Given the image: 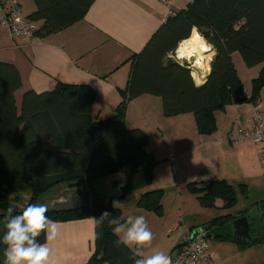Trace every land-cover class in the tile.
Here are the masks:
<instances>
[{
	"label": "trees",
	"instance_id": "1",
	"mask_svg": "<svg viewBox=\"0 0 264 264\" xmlns=\"http://www.w3.org/2000/svg\"><path fill=\"white\" fill-rule=\"evenodd\" d=\"M34 1L37 8L29 18L43 21L36 33L42 38L82 19L94 0ZM193 25L215 50L211 71L200 87L195 86L187 68L165 55L176 48L179 40L190 36ZM234 52L241 54L248 67L263 65L247 99L256 102L264 87V0H195L171 14L132 57L124 99L112 117L101 121L92 115L96 91L85 84L61 82L50 91L30 89L23 94L19 106V68L0 61V237L6 230L7 209L12 207L14 215L22 211L11 204V192L31 190L32 203H38L37 192H47L60 184L84 185L91 197L90 206L49 210L47 215L52 220L95 218L96 250L90 262L109 260L107 254L99 256L116 235L107 220L101 224L97 218L105 210L124 218L121 208L113 207L115 198L98 189L97 181L127 167V192L130 188H147L159 162L147 149L148 134L140 127H127V102L142 94L161 96L165 116L191 112L199 133L213 134L217 130L215 112L234 103L235 91L242 86L232 58ZM188 187L204 207L215 206L218 198L225 202V208L237 203L234 186L223 178L189 182ZM163 196V188L149 189L140 194L137 205L162 216ZM230 216L221 215L209 223L223 224ZM38 239L43 243V234ZM238 242L242 248L250 244ZM3 260L0 252V264Z\"/></svg>",
	"mask_w": 264,
	"mask_h": 264
},
{
	"label": "crops",
	"instance_id": "2",
	"mask_svg": "<svg viewBox=\"0 0 264 264\" xmlns=\"http://www.w3.org/2000/svg\"><path fill=\"white\" fill-rule=\"evenodd\" d=\"M29 2L32 8L24 14L27 17L37 8L34 0ZM174 2L176 6L170 13L161 0H94L82 19L42 38L14 37L9 29L0 27V61L15 64L21 73L22 86L16 92L17 104L21 105L23 94L30 89L43 92L53 90L61 82L85 84L96 91L92 109L94 120L112 117L124 99L132 57L143 49L171 14L187 7L182 0ZM22 7L24 13L23 0ZM212 52L215 55L213 47ZM214 55L209 66L202 63V70L191 69L196 72L200 85L211 71ZM232 58L249 97L253 79L259 76L263 65L248 67L239 52H234ZM195 59L193 57V61ZM244 77L248 78L247 83ZM259 101H264V87L256 102H234L216 111L217 130L210 135L199 133L191 112L165 116L161 96L142 94L127 102V127H140L148 134L147 149L159 161L153 170L152 183L147 188L137 189L129 203L134 217L145 216L153 233L150 245L127 247L133 253L141 252L139 259L156 252H164L172 258L188 229L207 225L221 215L231 214L226 223L213 225L259 215L261 224L248 222V232L247 224L241 221L231 236L210 238V249L217 264H264V168L259 162V148L250 143L232 141L240 131L252 126L254 107ZM222 178L234 186L237 195L240 192L250 197L256 192V200L251 204L246 202L243 206L225 208V202L218 198L215 206L204 207L188 187L189 182ZM107 179L103 191L113 193L123 180V174H113ZM66 187L52 194L50 191L46 193L52 206L57 205L52 198ZM153 188L166 189L167 196L171 192L179 203V215L166 203L163 216L137 205L140 194ZM116 205L124 215L123 206ZM249 208L248 213H241ZM54 221L60 229L50 245L56 264H113L111 259L90 262L96 250L95 218ZM238 241L251 245L242 248ZM5 248L0 243L1 253L4 254Z\"/></svg>",
	"mask_w": 264,
	"mask_h": 264
},
{
	"label": "clouds",
	"instance_id": "3",
	"mask_svg": "<svg viewBox=\"0 0 264 264\" xmlns=\"http://www.w3.org/2000/svg\"><path fill=\"white\" fill-rule=\"evenodd\" d=\"M212 45L208 44L200 34L198 26L193 25L189 37L177 42L174 50L168 51L166 59L178 64L181 68H187L193 78L196 87H200L197 74L191 71L192 67L202 70L204 53H208L207 59L211 60L214 53ZM193 57L196 59L193 61ZM185 61L188 63L186 64ZM210 71V70H209ZM259 136V133H257ZM113 207H116L114 202ZM49 206L47 203H29L19 214H13L14 209L9 207L4 216L5 232L0 241L6 245L3 264H56L53 258V250L50 245L59 235L58 223L48 217ZM107 220L113 233L118 237V243L132 248L143 247L151 244L153 233L151 232L145 216H128L122 219L113 216L111 212H102L98 223ZM43 234L44 242L39 241ZM135 256H141L136 251ZM136 264H173L171 257L164 252H156L136 261Z\"/></svg>",
	"mask_w": 264,
	"mask_h": 264
},
{
	"label": "built area",
	"instance_id": "4",
	"mask_svg": "<svg viewBox=\"0 0 264 264\" xmlns=\"http://www.w3.org/2000/svg\"><path fill=\"white\" fill-rule=\"evenodd\" d=\"M161 1L167 5L170 13L176 6L174 0ZM182 1L188 5L195 0ZM0 27L9 29L14 37L40 38L36 36L39 23L24 15L22 0H0ZM232 141L257 146L259 162L264 168V101L255 104L252 126L240 131ZM207 233V225L188 229L181 246L171 258L173 264H217L210 249V238Z\"/></svg>",
	"mask_w": 264,
	"mask_h": 264
},
{
	"label": "water",
	"instance_id": "5",
	"mask_svg": "<svg viewBox=\"0 0 264 264\" xmlns=\"http://www.w3.org/2000/svg\"><path fill=\"white\" fill-rule=\"evenodd\" d=\"M247 99L248 96L243 86L238 87L235 91V102L243 103L247 101ZM117 173L123 174V180L117 184V186L115 187V192L113 193L107 191L104 192L114 197L115 199H121L126 195L127 192L129 169L127 167H124L122 170H120ZM10 195L11 193L9 194V197ZM22 196L25 197H24V206L21 209L26 207L29 203H32L33 193L21 192L16 195L17 198H21V199ZM52 200L56 201L57 205L51 206L49 210L56 212L87 208L88 206H90L91 203V197L87 191V188L84 185L66 187L64 190L61 191L59 195L54 196ZM241 221H244L247 224L246 226L248 228L247 230L248 232L250 228L248 222L254 221L255 225H260L261 217L259 215L252 216V218H248V216H244L235 222L233 221L218 226L209 223L207 224V228H208L207 236L209 238L231 236L234 233V229L238 228L239 223H242ZM262 224L264 225V221L262 222ZM106 254L111 259V262L113 264H136V261L139 259L138 256H135L134 253L129 248H127V246L118 243V238L116 236L110 238L108 246L102 249L99 258H102Z\"/></svg>",
	"mask_w": 264,
	"mask_h": 264
},
{
	"label": "rangeland",
	"instance_id": "6",
	"mask_svg": "<svg viewBox=\"0 0 264 264\" xmlns=\"http://www.w3.org/2000/svg\"><path fill=\"white\" fill-rule=\"evenodd\" d=\"M23 4H24V14H28L30 12L31 8H32L29 0H23ZM244 81H245V83H247L248 78L247 77H244ZM19 98H20V96H19ZM107 181H108L107 178H104L103 180H100L99 182L97 181V184H96L97 188L103 191V189L107 186ZM61 187H66V185H64V184L57 185V186L53 187L52 189H50L49 191H54V190L59 189ZM169 190H172V189L169 188ZM136 191H137L136 188H130L128 190L127 194L123 198H121V199H115L116 204L123 206V210H124V215L125 216H133L134 217L133 212H132V206H130L129 203H130V201H132V199L134 197L133 195H134V193H136ZM21 192L27 193V192H31V190H25V191H20V192H11L10 201H11V204L12 205L14 204L13 206L15 207V209H17V208L21 209V207L23 206V203H24L23 201H24V197L25 196H22V199L16 197V195L18 193H21ZM47 192H43V193L37 192L36 196L38 198L37 199V202L38 203H41V200L40 199H41L42 195H46ZM166 193H167V191H166V189H164V196H163V214H165L166 206L164 207V205L166 203V205L168 206V204H169V206L172 209L175 208V212L177 213V215H179L180 210H179V203L177 202V199H175L171 195V192H169L168 196H167ZM256 195H257L256 192H252V194L250 195V197H248L249 195H246L244 193H240L239 192L238 195H237L238 204H236V205L243 206L244 204H246V202H250L249 204H251V202H253L254 200H256V198H257ZM152 212H154V211H152ZM154 213L156 214V212H154ZM124 215H123V218L125 219L126 217ZM156 215L159 216L158 214H156Z\"/></svg>",
	"mask_w": 264,
	"mask_h": 264
},
{
	"label": "flooded vegetation",
	"instance_id": "7",
	"mask_svg": "<svg viewBox=\"0 0 264 264\" xmlns=\"http://www.w3.org/2000/svg\"><path fill=\"white\" fill-rule=\"evenodd\" d=\"M66 186H68V185H66ZM61 188H62V187H61ZM61 188H60V189H61ZM60 189H56V190H54V191H50L49 193L52 194V193H54V192H56V191H58V190H60ZM44 196H45V197H44ZM40 200L43 201V203H47L48 206H49V209H50V206H52V204L50 203V201L47 200V194H46V195H43V196L41 197Z\"/></svg>",
	"mask_w": 264,
	"mask_h": 264
},
{
	"label": "bare ground",
	"instance_id": "8",
	"mask_svg": "<svg viewBox=\"0 0 264 264\" xmlns=\"http://www.w3.org/2000/svg\"><path fill=\"white\" fill-rule=\"evenodd\" d=\"M204 56H205V55H204ZM207 57H208V56H207ZM207 57L205 56V59L202 61L203 65H204L205 67L209 66V62H210V60L207 59Z\"/></svg>",
	"mask_w": 264,
	"mask_h": 264
}]
</instances>
